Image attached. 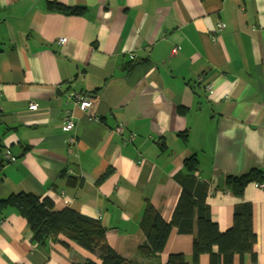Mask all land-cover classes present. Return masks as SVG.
<instances>
[{"label":"crops","instance_id":"obj_1","mask_svg":"<svg viewBox=\"0 0 264 264\" xmlns=\"http://www.w3.org/2000/svg\"><path fill=\"white\" fill-rule=\"evenodd\" d=\"M55 3L81 14L50 11ZM71 93L93 107L74 109L64 131ZM190 156L194 172L183 164ZM0 162V200L26 193L55 212L74 209L135 264L172 254L193 264L194 236L176 228L162 252L139 254L147 205L170 223L187 186L225 232L234 207L249 204L256 261L233 264H264V184L249 183L241 198L222 188L264 168V0H0ZM84 261L101 264L62 235L32 241L24 218L0 212V264Z\"/></svg>","mask_w":264,"mask_h":264},{"label":"trees","instance_id":"obj_2","mask_svg":"<svg viewBox=\"0 0 264 264\" xmlns=\"http://www.w3.org/2000/svg\"><path fill=\"white\" fill-rule=\"evenodd\" d=\"M50 11L64 15H80V8H67L57 3L48 5ZM195 156L183 162L189 172L197 166ZM2 162H0V169ZM264 184V168L251 169L241 176H228L222 188L232 196L241 198L249 183ZM11 209L25 219L29 225L32 241L43 243L49 237L59 235L76 243L89 252L100 255L101 264H135L118 255L106 241V229L97 220L85 217L74 209H63L55 212L53 203L40 199L33 194L20 193L0 200V212ZM208 206L203 194H194L187 186L183 188L170 223L162 221L154 209L147 205L141 221V229L146 241L139 246L138 252L143 256L156 255L162 252L168 234L176 228L179 234H192L193 264H198L202 254L209 256V264H233L235 256L243 258L248 255L256 261L254 245L256 235L252 228V207L240 204L234 207L232 225L225 232H220L210 219ZM216 248V251L213 248ZM76 264H95L84 261ZM166 264H187L181 254L169 255Z\"/></svg>","mask_w":264,"mask_h":264},{"label":"built area","instance_id":"obj_3","mask_svg":"<svg viewBox=\"0 0 264 264\" xmlns=\"http://www.w3.org/2000/svg\"><path fill=\"white\" fill-rule=\"evenodd\" d=\"M219 28H221V25H219ZM57 43L62 45L65 43V40L61 38L57 41ZM130 58L134 59L135 54L131 53ZM205 88L210 93L212 92V88L210 85H206ZM68 102H69L70 108H66L65 110L62 111V114H61L64 131H72L74 129V126H75V115L73 112L74 109H78L79 111L85 113L90 108L93 107L92 101L88 97L82 95L81 93H71L69 96ZM35 107H36L35 104H31L29 106L30 109H35ZM114 130L118 134H121L123 132V129L121 126H117ZM133 138H134V135L130 134L128 138L126 139V141L133 140ZM74 141H75V136L73 134L66 136V139H65L66 144L71 145L74 143ZM4 157L5 159L10 161V154L8 151L5 152Z\"/></svg>","mask_w":264,"mask_h":264}]
</instances>
